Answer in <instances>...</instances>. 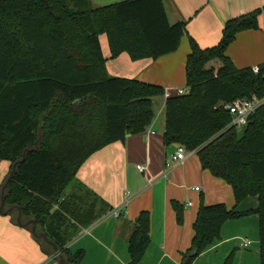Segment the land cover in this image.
I'll return each mask as SVG.
<instances>
[{
	"label": "trees",
	"instance_id": "1",
	"mask_svg": "<svg viewBox=\"0 0 264 264\" xmlns=\"http://www.w3.org/2000/svg\"><path fill=\"white\" fill-rule=\"evenodd\" d=\"M263 7L227 20L213 46L201 48L190 37L188 93L164 99L163 143L195 151L202 169L231 186L235 206L247 196L258 198L257 208L247 211L201 199L190 246L179 264H191L219 237L226 220L252 213L258 215L264 264V104L241 129L229 125L230 114L219 106L264 96V63L254 73L252 67L236 68L226 55L238 32L259 28ZM184 33V22H169L163 0L104 6L91 0H0V160L11 168L28 149L5 203L35 219L71 264H80L83 251L71 253L66 245L95 213L75 212L65 189L93 152L145 131L157 98L165 95L161 85L109 75L99 37L106 36L111 58L125 52L135 61L176 51ZM171 207L181 225L183 204L172 200ZM149 224L148 211H140L127 238L126 264L143 256ZM231 258L223 264H231Z\"/></svg>",
	"mask_w": 264,
	"mask_h": 264
},
{
	"label": "crops",
	"instance_id": "2",
	"mask_svg": "<svg viewBox=\"0 0 264 264\" xmlns=\"http://www.w3.org/2000/svg\"><path fill=\"white\" fill-rule=\"evenodd\" d=\"M91 1L102 5L113 0ZM163 3L170 23H185V33L177 50L155 60L133 61L125 52L111 58L106 36L100 35L109 75L158 84L165 90L186 87L185 63L190 37L201 48L213 46L220 39L227 20L264 6V0H163ZM258 24V29L238 32L226 49L236 68L264 63V7ZM165 98L158 100L155 116L145 131L128 134L124 142L105 145L78 168L73 182L91 193L90 200L79 211L93 209L95 213L91 222L78 225L76 235L66 245L71 253L83 251L80 264H126L129 260L127 238L140 211L149 213V242L136 264H179L182 253L190 246L201 199L204 204L224 203L228 209L235 207L239 211L257 208V196H247L235 206L231 186L202 169L196 154L166 168L165 163L178 143H163ZM138 164L145 167L144 171L136 167ZM9 170V161L0 160V185ZM127 191L130 196L124 204ZM172 200L183 204L181 225L176 222ZM188 202L191 204L187 205ZM116 210L118 216L113 214ZM46 250L29 228L15 223L12 214H0V264H57V257ZM229 255L231 264H260L257 214L226 220L219 237L191 264H223Z\"/></svg>",
	"mask_w": 264,
	"mask_h": 264
},
{
	"label": "built area",
	"instance_id": "3",
	"mask_svg": "<svg viewBox=\"0 0 264 264\" xmlns=\"http://www.w3.org/2000/svg\"><path fill=\"white\" fill-rule=\"evenodd\" d=\"M252 71L254 73H258L259 66L255 65L252 67ZM172 93L176 95L188 93L187 87H177L174 89H167L165 90V97L171 95ZM264 104V96L257 97L255 95L251 96L250 98H236L230 102H222L219 106L228 111L230 114V126L235 127L236 129H241L244 127L247 122L248 118L260 107ZM153 133V132H151ZM195 154V151L187 149L183 144H178L175 152L170 156V158L165 163L167 169L182 163L188 156ZM136 167L140 171H144L145 167L142 165H136ZM198 187H195V190H198ZM130 193L127 191L125 193V200L124 204L127 203L128 197ZM191 203H187L189 205ZM113 214L118 216V210L114 211ZM86 232V231H85ZM249 241L245 242L247 245Z\"/></svg>",
	"mask_w": 264,
	"mask_h": 264
},
{
	"label": "water",
	"instance_id": "4",
	"mask_svg": "<svg viewBox=\"0 0 264 264\" xmlns=\"http://www.w3.org/2000/svg\"><path fill=\"white\" fill-rule=\"evenodd\" d=\"M28 149L24 150L23 157L13 163L11 165V168L4 178V181L0 185V214L1 215H7V214H15L14 220L15 223L21 227H27L30 229L31 234L33 237L40 241L43 244V248L47 250H51L52 252L55 253V256L57 257V264H71L69 263L68 258L59 252V248L56 245L55 242H53L51 239L47 237L45 232L39 229L37 222L33 218H24L21 208L18 205H11L7 206L5 203V196L7 192V188L10 185V182L13 180L17 165L24 161L25 159V153L27 152ZM185 264V262H184Z\"/></svg>",
	"mask_w": 264,
	"mask_h": 264
},
{
	"label": "rangeland",
	"instance_id": "5",
	"mask_svg": "<svg viewBox=\"0 0 264 264\" xmlns=\"http://www.w3.org/2000/svg\"><path fill=\"white\" fill-rule=\"evenodd\" d=\"M94 1H96V0H94ZM119 1L120 0H113V1H107V2H110V3H104L102 5H97L96 3L93 4V5H95V6H104V5L112 4L113 2H119ZM159 98H161V97H158L157 99H159ZM156 126H157V124H156ZM156 128H158V126ZM68 189H69V193H67L68 195L65 198L68 201L70 200V201L74 202L73 205L77 206V207H73L74 211L75 212H79V207L83 206L84 203H86L87 201L90 200L89 193L84 188L75 185V182H72L68 186ZM12 215L15 216L14 213ZM76 221L77 220H75V222Z\"/></svg>",
	"mask_w": 264,
	"mask_h": 264
}]
</instances>
